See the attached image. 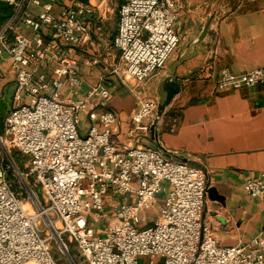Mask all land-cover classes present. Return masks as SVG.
<instances>
[{"label":"built area","instance_id":"2783aa9c","mask_svg":"<svg viewBox=\"0 0 264 264\" xmlns=\"http://www.w3.org/2000/svg\"><path fill=\"white\" fill-rule=\"evenodd\" d=\"M4 1L13 13L0 26V54L9 56L14 92L0 131V264H79L69 241L77 242L86 264H139L141 257L150 264L160 257L163 264H264L263 233L246 243H220L203 215L207 175L201 166L115 138L120 120L109 107L113 91L104 73L75 97L84 80L78 51L101 30L97 21L113 0ZM182 2L120 1L112 45L124 62L123 82H144L165 67L180 41ZM216 84L264 86V67L241 73L225 67ZM159 104L140 97L132 136H150L152 124L163 120ZM15 148L28 156V170ZM244 189L262 196L264 172L248 178Z\"/></svg>","mask_w":264,"mask_h":264},{"label":"crops","instance_id":"0c3cea01","mask_svg":"<svg viewBox=\"0 0 264 264\" xmlns=\"http://www.w3.org/2000/svg\"><path fill=\"white\" fill-rule=\"evenodd\" d=\"M119 3L113 0L112 10L97 21L101 30L78 51L84 80L75 97L85 96L104 73L113 91L109 107L120 120L115 138L125 145L152 146L176 160L201 166L207 187L216 191L207 190L203 215L221 244L246 243L264 234V194L254 197L244 189L248 178L264 172V86L220 89L216 84L225 67L238 73L264 67V0H183L176 23L178 46L164 68L144 82L134 81L136 86L122 81L124 62L112 45L119 19L114 7ZM94 57L99 58L98 64L85 63ZM8 68L9 56L4 52L0 54L3 98L6 91L12 96L14 92ZM169 77L177 78L181 88L164 110L158 137L132 136L131 114L140 97L162 102L163 84ZM9 102L12 99L4 101L5 108ZM88 125L84 112L81 127ZM162 199L160 194L153 214Z\"/></svg>","mask_w":264,"mask_h":264},{"label":"rangeland","instance_id":"374dc122","mask_svg":"<svg viewBox=\"0 0 264 264\" xmlns=\"http://www.w3.org/2000/svg\"><path fill=\"white\" fill-rule=\"evenodd\" d=\"M114 1L116 4H118L121 0H114ZM114 10H118L117 6L114 7ZM0 74H1V69H0ZM128 83L133 84V86L134 85L136 86V83L134 82V80H132V82H128ZM0 88H1V83H0ZM12 97H13L12 93H10L9 91L5 92L4 98H3V96H0V131H2V132L5 128V116H6V112H7V108H8V107L5 108L7 106V104H5L4 101H11ZM10 104L11 103L9 102L8 106H10ZM13 154H14L16 160L18 161V163L21 165V167L28 170L29 169L28 156L24 152L19 150L18 148H15L13 150ZM66 238H68V237L66 236ZM69 246H70V249H71L72 253L74 254L77 262L79 264H86L84 262L83 256L81 255V252L79 250L77 242L76 241H72V242L69 241ZM50 248H51V251H52L54 257L59 259L62 254L59 251V249L56 245V242L54 240L51 241ZM61 264H68V263L62 262ZM139 264H150V259L148 257H141ZM154 264H163V259L161 257L158 258L156 261H154Z\"/></svg>","mask_w":264,"mask_h":264},{"label":"water","instance_id":"95a60500","mask_svg":"<svg viewBox=\"0 0 264 264\" xmlns=\"http://www.w3.org/2000/svg\"><path fill=\"white\" fill-rule=\"evenodd\" d=\"M208 31V28H205L203 35H205ZM181 88V82L177 78H166L164 84H163V90L166 91L165 98L162 102L159 104L158 108V114L161 116L164 113V110L166 109V106L171 102L173 97L180 91ZM157 121H155L151 126V134L154 138L158 137L157 132ZM208 192L212 193L214 192L216 194V191L214 188H208ZM222 199V198H220Z\"/></svg>","mask_w":264,"mask_h":264},{"label":"trees","instance_id":"16d2710c","mask_svg":"<svg viewBox=\"0 0 264 264\" xmlns=\"http://www.w3.org/2000/svg\"><path fill=\"white\" fill-rule=\"evenodd\" d=\"M13 13V5L4 0H0V26Z\"/></svg>","mask_w":264,"mask_h":264}]
</instances>
